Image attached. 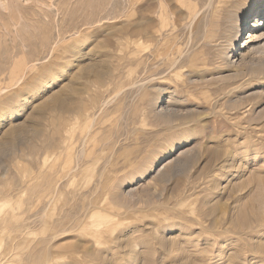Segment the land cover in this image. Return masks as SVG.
I'll return each mask as SVG.
<instances>
[{"label":"rangeland","instance_id":"374dc122","mask_svg":"<svg viewBox=\"0 0 264 264\" xmlns=\"http://www.w3.org/2000/svg\"><path fill=\"white\" fill-rule=\"evenodd\" d=\"M12 7L0 5L18 22L0 72L19 70L0 82V264H264V17L247 23L264 0Z\"/></svg>","mask_w":264,"mask_h":264},{"label":"bare ground","instance_id":"6f19581e","mask_svg":"<svg viewBox=\"0 0 264 264\" xmlns=\"http://www.w3.org/2000/svg\"><path fill=\"white\" fill-rule=\"evenodd\" d=\"M226 4V3H225ZM0 5H1V7L3 8V9H5L6 11H9V16H11L12 15V9H13V7H12V5H13V0H7V2H3V0H0ZM16 7V6H15ZM217 11V10H216ZM224 11V10H223ZM15 12V11H14ZM13 12V13H14ZM222 13V12H221ZM112 16V15H111ZM12 17V16H11ZM109 17V16H108ZM263 17H264V12L263 11H261V14L260 15H257V16H254V17H252L251 19L252 20H248L247 21V23H248V25H249V29H251V27L252 28H254V29H256V28H258L259 26H260V24H261V22L263 21ZM2 18V17H1ZM12 20H10V24H9V22H6L5 20H1L0 19V38L1 37H5V36H7V35H9V34H11V26H14V27H16L17 25H18V22H17V20H16V18H11ZM18 19V18H17ZM219 20V19H218ZM98 23L99 21H95V20H89V21H87V22H84V23H82V24H80L79 26H76V30H78V29H81V27L83 26V27H87V26H91V27H93L94 25H95V23ZM222 22H223V20H222ZM222 22H221V20H219V22H218V25H217V28H219V27H221V26H223V24H222ZM226 22V21H225ZM166 24V23H165ZM164 24V25H165ZM136 25V24H135ZM134 25V27L131 29V32L135 35V36H141V38H142V34H144L145 36H148L147 34H145V33H147V30L146 31H144V30H142V29H145V28H139V27H137V25L135 26ZM225 25V24H224ZM162 27V26H161ZM249 32V31H248ZM248 32L245 34V36H244V39L240 42V46L242 45V47H240V50H247L248 48H249V46H250V38L252 37L253 38V36H254V33L253 34H251V35H249V37H247V34H248ZM148 34H149V36H148V39H149V42H151V43H154V42H156L155 40V38L153 37V34H155V33H152V32H149L148 31ZM241 35V34H240ZM164 34H163V31L160 33V35H159V42H161L160 44L162 45V48H163V46H166V44H164V42L163 41H165L164 40ZM234 37H235V40H238L239 38H240V36H237V35H234ZM139 41V40H138ZM141 45H143V44H141ZM161 48V49H162ZM165 50H166V48H165ZM165 50H160L159 51V54H160V56H163L164 54H166L167 52L165 51ZM166 52V53H165ZM17 53H18V49H17V47H12V52H11V54H10V56H11V60H12V58L13 57H15L16 55H17ZM158 54V55H159ZM75 55H77V54H75ZM18 56V55H17ZM10 60V59H9ZM10 60V61H11ZM57 60V59H56ZM55 60V61H56ZM51 61H54V60H51ZM1 62H2V58L0 57V64H1ZM15 64H17V63H15ZM32 64V63H31ZM18 75H19V70H17V71H14L12 74H10V76L9 75H7L5 72H3V73H1L0 72V82H2L3 80H5L6 78H8V76L11 78V79H13V78H18ZM4 91H5V89L2 87V86H0V99L2 98V96H3V93H4ZM75 93H77L76 92V90H75V88H71V94H72V97L74 96L73 94H75ZM79 93H81V94H84V93H86L85 92V90L82 92H79ZM70 93L68 94L69 96L71 95ZM67 95V96H68ZM76 95V94H75ZM72 97H70L71 99H72ZM74 99H75V96H74ZM74 99H72V101H69L70 103H67V104H65L64 106H65V108H66V112L67 113H69V114H71V116L74 114V113H77V111L78 110H81L80 108H78L77 106H76V103L73 101ZM68 100V99H67ZM62 100H60L59 98H55L54 99V102H53V104L54 105H58V104H62L63 105V103L61 102ZM51 105V104H50ZM49 105V106H50ZM63 106V107H64ZM46 107V106H45ZM44 107V108H45ZM75 115V114H74ZM73 115V116H74ZM69 122V121H68ZM71 122H73V121H71ZM72 125V124H71ZM72 127V126H71ZM70 127V128H71ZM73 129V128H72ZM91 129V128H90ZM17 130L16 129H14V128H11L10 129V132H7V137H6V141H7V144L6 145H8V147L9 148H12V149H15V147L18 145V143L16 144V141L15 142H13V139H12V141H11V138L12 137H14L16 134H17V132H16ZM70 131V130H69ZM71 132V131H70ZM34 134H36V133H34ZM22 136V135H21ZM18 137V136H17ZM15 139V138H14ZM18 147V146H17ZM8 149V148H7ZM11 149V150H12ZM5 150H6V148H5ZM6 152V151H5ZM4 152V149H3V153H5ZM9 152V151H8ZM83 152H84V150H83ZM82 154V153H81ZM84 155V154H83ZM79 160V159H78ZM79 162V161H78ZM79 167V166H78ZM88 169V168H87ZM86 169V170H87Z\"/></svg>","mask_w":264,"mask_h":264}]
</instances>
